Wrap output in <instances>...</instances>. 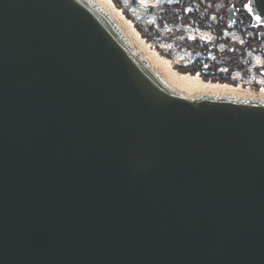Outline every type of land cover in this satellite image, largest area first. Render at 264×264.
<instances>
[{
  "label": "water",
  "instance_id": "1",
  "mask_svg": "<svg viewBox=\"0 0 264 264\" xmlns=\"http://www.w3.org/2000/svg\"><path fill=\"white\" fill-rule=\"evenodd\" d=\"M213 74L113 0H0V264H264V88Z\"/></svg>",
  "mask_w": 264,
  "mask_h": 264
},
{
  "label": "built area",
  "instance_id": "2",
  "mask_svg": "<svg viewBox=\"0 0 264 264\" xmlns=\"http://www.w3.org/2000/svg\"><path fill=\"white\" fill-rule=\"evenodd\" d=\"M223 6L222 2H216V4L208 10L202 24L198 21L193 24H186L183 27L184 35L181 37L183 43L193 44L198 43L200 46H210L214 45V50L209 51L208 54L201 60L199 64L193 66L191 63L179 62L172 60L174 65L181 67L193 66L196 69L195 73L201 74L203 71L213 70V75L224 77L228 79V82L234 83L236 85L248 86L252 88H264V76L259 74V70L264 68V40L258 43L246 42V38L251 37V33L246 35L240 31L233 29L227 30L223 28L221 30H216V21L218 19V14ZM198 9L196 6H188L185 8V13L193 14L197 13ZM154 30L160 33V36L153 38L151 45L158 52L170 54L172 57L174 55L171 52V46L163 41V36L171 33L173 28L171 26H164L163 31L157 30L156 26H152ZM181 25L178 27L180 28ZM252 40V39H249ZM230 46L241 48L242 54L238 57L237 66L231 69L229 66L219 67L216 65V61L219 56ZM255 48V52H253ZM177 60H182V58H177Z\"/></svg>",
  "mask_w": 264,
  "mask_h": 264
},
{
  "label": "rangeland",
  "instance_id": "3",
  "mask_svg": "<svg viewBox=\"0 0 264 264\" xmlns=\"http://www.w3.org/2000/svg\"><path fill=\"white\" fill-rule=\"evenodd\" d=\"M116 1L118 3V5L116 4V6L122 9L124 14L127 16V18L131 19L135 23L137 29L138 28H141V30L148 29L149 33H152L153 31L149 30V28H151L152 26H156L157 30H159L160 32L163 31L164 26H171L173 28L171 33L164 35L162 38L166 44H169L171 46V52L174 53L173 57L172 56L170 57L171 62H173L172 60H176L177 63L186 62V63H191L193 66H196L208 54L209 50L207 46L205 50L204 49L205 46H200L198 45V43L197 46L199 49L193 47L189 48L184 45L183 41L181 40V37L184 35V31H183L184 26L178 28L177 25L175 26L174 24H167L165 22L163 15L165 13L166 7L172 5V3L176 2V0H116ZM159 35L160 33L157 34V36ZM153 36L156 35L154 34ZM202 49L205 50V52H203ZM177 58H182V60H177ZM173 66L176 67L174 63ZM216 66L217 65H215L214 68H216ZM221 66L224 67L225 65H220L219 67ZM236 66H237V61H236ZM182 72H189V71H182ZM212 81L234 84L228 81H220V80H212Z\"/></svg>",
  "mask_w": 264,
  "mask_h": 264
},
{
  "label": "flooded vegetation",
  "instance_id": "4",
  "mask_svg": "<svg viewBox=\"0 0 264 264\" xmlns=\"http://www.w3.org/2000/svg\"><path fill=\"white\" fill-rule=\"evenodd\" d=\"M222 2L223 6L218 14V19L216 21V30L218 31L220 27H224L225 23V18H226V9L228 7H233L237 12H238V20L236 21V27L235 29L240 31L243 34L251 33L250 38H246V42L249 41V39H255L257 38V32L258 30L254 29H249L246 32H242V28L249 25L250 23V18L249 16L241 10L242 6L245 3V0H204V4L210 3L211 7H213L216 2ZM204 4L201 3L200 0H190L189 3L186 2V0H176V2H173L172 5L167 6L165 13L163 15L165 22L167 24H174L175 26L177 25L178 27L185 26L186 24H193L194 22L198 21V23H203L204 20H200L198 18V14L203 11L204 9ZM196 6L198 9L197 13L193 14H187L185 13V8L188 6ZM209 8V10L211 9ZM206 17V16H205ZM189 20L187 23H183V20ZM225 28V27H224ZM149 30H152V33H149L148 29L142 30V35L147 39V41L151 44V39L157 38V34H159L156 30L153 29V27L149 28ZM156 36H153V35ZM258 40V39H257ZM259 41V40H258ZM185 46H187V43H184ZM156 50V49H155ZM209 50V49H208ZM242 49L230 46L228 47L220 56L217 60L220 61L221 65L225 66H230L234 64L238 57L242 54ZM161 53V52H160ZM162 55L168 57L170 59L171 55L170 54H165L161 53ZM181 67V66H177ZM188 71V70H187ZM214 75L211 76H205L206 79L212 78Z\"/></svg>",
  "mask_w": 264,
  "mask_h": 264
},
{
  "label": "trees",
  "instance_id": "5",
  "mask_svg": "<svg viewBox=\"0 0 264 264\" xmlns=\"http://www.w3.org/2000/svg\"><path fill=\"white\" fill-rule=\"evenodd\" d=\"M114 2H115V4H117L118 5V3H117V1L116 0H113ZM189 20H183V23H187ZM202 24V23H201ZM224 27H220V29L219 30H221V29H223ZM138 30L139 31H141L142 32V30H141V28H138ZM144 36H145V34H144ZM259 41L257 40V38L255 37V39H252V40H249V42L247 43V44H249V43H258ZM187 47H193V48H196V49H199L198 48V46H197V43L196 42H194L193 44H187ZM206 48L207 47H205L204 49L206 50ZM205 50H203L202 49V51L203 52H205ZM231 69H234L235 67H236V62L234 63V64H232V65H230L229 66ZM176 68L179 70V71H189V72H191V73H195L196 72V69H195V67H193V66H189V67H177L176 66ZM212 80H220V81H228V79H224V78H221V77H219V76H216V75H214L213 77H212Z\"/></svg>",
  "mask_w": 264,
  "mask_h": 264
},
{
  "label": "snow or ice",
  "instance_id": "6",
  "mask_svg": "<svg viewBox=\"0 0 264 264\" xmlns=\"http://www.w3.org/2000/svg\"><path fill=\"white\" fill-rule=\"evenodd\" d=\"M244 7L247 8L249 12L253 11V6L251 3L245 4ZM259 19H261V17L257 16V20H259Z\"/></svg>",
  "mask_w": 264,
  "mask_h": 264
},
{
  "label": "bare ground",
  "instance_id": "7",
  "mask_svg": "<svg viewBox=\"0 0 264 264\" xmlns=\"http://www.w3.org/2000/svg\"><path fill=\"white\" fill-rule=\"evenodd\" d=\"M171 64L173 65V62H171Z\"/></svg>",
  "mask_w": 264,
  "mask_h": 264
}]
</instances>
